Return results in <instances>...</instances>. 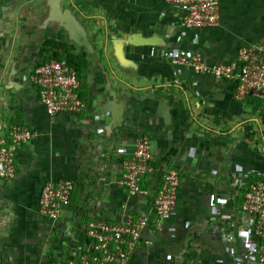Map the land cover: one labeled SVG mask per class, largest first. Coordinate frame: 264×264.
I'll list each match as a JSON object with an SVG mask.
<instances>
[{
    "label": "crops",
    "instance_id": "1",
    "mask_svg": "<svg viewBox=\"0 0 264 264\" xmlns=\"http://www.w3.org/2000/svg\"><path fill=\"white\" fill-rule=\"evenodd\" d=\"M168 0H0V137L25 126L37 137L0 180V264H56L85 243L91 219L149 216L133 264H250V219L239 181H264V102L236 97V81L172 65L176 50L227 64L264 39V0H220V25L180 28ZM84 45L74 43L70 36ZM74 46L87 109L50 118L29 80L44 41ZM141 134L151 138L148 197L119 185ZM168 170L181 178L175 214L156 228L153 197ZM74 182L57 224L39 213L48 180Z\"/></svg>",
    "mask_w": 264,
    "mask_h": 264
},
{
    "label": "built area",
    "instance_id": "2",
    "mask_svg": "<svg viewBox=\"0 0 264 264\" xmlns=\"http://www.w3.org/2000/svg\"><path fill=\"white\" fill-rule=\"evenodd\" d=\"M168 1L184 12L180 23L183 33L220 25V0ZM169 60L172 65L191 67L199 74L209 73L218 81H236L238 99L253 98L264 102V39L241 49L236 59L227 64L209 65L200 53L185 50L174 51ZM28 80L38 91L40 102L50 118L60 114H80L88 107L80 95V76L66 60L34 64ZM36 137V132L19 125L11 126L7 135L0 137V180L15 178L19 148ZM154 161L151 138L141 134L134 150L123 161L124 171L119 185L130 196L148 197L151 193L143 187L142 181L146 175L154 173ZM180 185L181 178L176 170L163 174L152 201L157 229L175 214ZM237 186L245 191L241 213L250 219L252 225L245 261L264 264V181L243 180ZM73 191L74 182L69 178L48 180L39 199L40 215L57 224L61 213L71 204ZM149 223L150 217L146 215L139 218L128 215L112 222L91 219L85 229L87 241L70 247L65 259L58 264H133L131 257Z\"/></svg>",
    "mask_w": 264,
    "mask_h": 264
},
{
    "label": "trees",
    "instance_id": "3",
    "mask_svg": "<svg viewBox=\"0 0 264 264\" xmlns=\"http://www.w3.org/2000/svg\"><path fill=\"white\" fill-rule=\"evenodd\" d=\"M39 53L41 59L38 64L44 63L49 60H66L71 66H73L76 69L78 74H80L81 72L83 59L82 57H79L76 53H74V46L72 45H69L61 41L48 39L44 41V43L42 44ZM80 95L82 99H84V97L81 94V89H80ZM254 180L256 179L255 178L251 179V181ZM240 191H241L240 197H241V205H242L245 191L244 189H241ZM56 264H58V262H56Z\"/></svg>",
    "mask_w": 264,
    "mask_h": 264
},
{
    "label": "water",
    "instance_id": "4",
    "mask_svg": "<svg viewBox=\"0 0 264 264\" xmlns=\"http://www.w3.org/2000/svg\"><path fill=\"white\" fill-rule=\"evenodd\" d=\"M72 35L70 36V39H72V41H74V43H77L78 45H84V42L80 41L79 39L75 38V31L72 30L71 31Z\"/></svg>",
    "mask_w": 264,
    "mask_h": 264
}]
</instances>
